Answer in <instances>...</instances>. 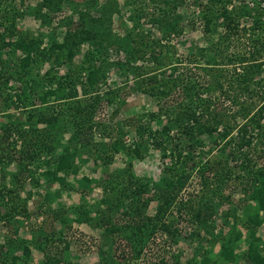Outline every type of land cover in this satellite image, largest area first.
I'll return each mask as SVG.
<instances>
[{
	"label": "trees",
	"instance_id": "obj_1",
	"mask_svg": "<svg viewBox=\"0 0 264 264\" xmlns=\"http://www.w3.org/2000/svg\"><path fill=\"white\" fill-rule=\"evenodd\" d=\"M150 1L167 4L148 20L158 30L159 38L140 29L142 12L133 17L137 22L131 29L122 34L114 31L106 21L107 17L112 21L105 8L109 2L103 4L98 16L85 13L86 17L78 15L77 21L67 18L62 39L51 38L46 45L14 24L0 28L1 178L14 185L13 193L27 187L28 196L34 193L41 199L36 207L46 217L45 221L50 220L49 230L43 229L44 225L36 226L32 246L42 252L43 264H84L67 260L71 240L64 226L73 221H95L108 234V244L101 251L102 264H136L125 261L145 253L159 232L171 244L176 243L179 230L166 218L176 205L181 213L184 209L183 217L195 222L205 237L215 242L219 235H214L213 216L218 209L214 199H218L217 203L226 199L221 184L232 163H236L237 177L243 180V194L264 212V164L258 166L257 160L249 155L253 142L259 145L264 142V0H191L199 9L189 20L191 25L199 20L205 33L218 28L220 34L207 46L189 44L181 53L177 52V46L168 43L182 30V15L176 12L178 0H170L171 5L169 0ZM46 2L59 9L63 0H43ZM85 4L88 9L92 6L89 2ZM180 4L190 6L186 0H180ZM37 14L44 20L47 17L41 8ZM85 18L88 20L84 21ZM120 25L123 28L122 21ZM108 49L114 54L122 52L125 59L113 62L114 65L126 71L125 75L135 74L137 78L126 91L138 90L156 98L158 108L127 117L126 131L119 124L121 127L111 142L95 147L93 133L105 123L95 120L99 107L102 102L107 106L124 102L121 94L126 93L118 87L106 86L102 90L110 65ZM76 54L81 55L80 64L75 63ZM139 59L149 65L135 64ZM45 62L51 66L43 76L31 74L35 64ZM62 67L64 73L58 74ZM12 78L18 84H8ZM68 100L72 102L64 110L51 107L52 102ZM118 111L116 106L112 116ZM66 133L68 137L64 136ZM127 134L133 136L131 147L126 143ZM17 142L19 149L14 147ZM147 142H152L164 159L170 157L162 167V175L151 186L150 180L141 179L130 170L132 160L142 157ZM203 142L213 144L212 148L202 151L195 161L191 154ZM179 144L183 147L178 148ZM212 150L214 154L204 159ZM122 151L129 157L123 172H105L103 178L82 174L70 179L78 171L76 159L79 164L86 163L87 153L95 163L101 161L106 167ZM193 173L206 187L196 200L200 202L197 206L190 203L189 197L186 200L180 197ZM1 187L0 203L6 205L4 200L10 188L5 183ZM94 187L102 190L97 202L89 204L82 198L77 205H63L61 198L65 191L76 189L87 194ZM151 201H156V205L153 213L148 214ZM236 207L234 215L239 206ZM17 213V206H10L4 212L5 220ZM246 217L249 242L244 258L249 264H264V251L258 248L255 230L261 220L250 214ZM196 233L199 235V231ZM234 234L235 244L233 239L222 240L224 236L220 239L218 255L226 264L239 259L236 250L242 233L234 231ZM115 236L124 243V248L117 245L118 241L115 245ZM52 239L63 244L55 253L46 245ZM16 247L22 256L7 254L5 260L9 258L10 264H20V258L31 255L27 241L18 242ZM2 248L0 243V251ZM156 260L150 264H167L163 255ZM206 260L204 256L198 264H205Z\"/></svg>",
	"mask_w": 264,
	"mask_h": 264
},
{
	"label": "rangeland",
	"instance_id": "obj_2",
	"mask_svg": "<svg viewBox=\"0 0 264 264\" xmlns=\"http://www.w3.org/2000/svg\"><path fill=\"white\" fill-rule=\"evenodd\" d=\"M170 1V0H169ZM190 6L180 4L178 0V6L176 12L182 15V20L180 22L182 30L179 33L180 35L176 37H171L168 43L170 46L178 48V53L182 51L185 52V48L189 44H194L198 46H207L217 38L220 34V29H215L212 33H205L201 22L196 20L197 23L191 25L189 20L191 17L196 15L198 12V6L192 4L191 0H186ZM91 3V8H86L85 3ZM109 5L105 6V3ZM105 4L107 9V14L111 13L112 21H109L107 17L106 21L109 23V26L115 31H118L119 34L124 33V30H129L132 28L131 25L135 24L137 20L133 17H136L138 14L142 15L139 19V27L146 34V31L149 30L152 32L154 38H159V33L156 28H153V25L148 22L149 18L158 12L159 8L165 7L167 4H164L162 1L152 2L150 0H63L60 5V8H56V5L52 3H43V0H0V28L8 27L11 24H14L19 30L27 33L29 36L38 37L41 41V45H46L49 40H61L67 22V18H70L72 21L78 20L79 16H84L85 13H89L90 16H98L100 9ZM173 4L170 1V5ZM41 8V13L45 14V20L41 15L37 14V9ZM88 9V10H87ZM88 20L85 18L84 21ZM123 22V28L120 26V22ZM106 23V24H107ZM123 36V35H122ZM148 36V35H147ZM146 41L149 44V36L146 37ZM163 40L161 43L163 44ZM152 46V45H151ZM84 48V46H83ZM82 50V47H81ZM175 50V49H174ZM108 61L110 65L106 69V83L103 85L102 90L106 86L110 88H116L120 90H129V86L133 84L134 80L137 79L135 74L125 75L126 71L121 70L117 64L114 65L113 62L117 63L125 59V56L122 52L114 54L112 49L107 50ZM14 57V56H13ZM148 57V53L144 55V58ZM81 55L76 54L75 63L80 64ZM144 59H139L135 61V64H143V66H148V61H143ZM143 62V63H142ZM151 64V63H150ZM11 66V64H10ZM51 66L50 62L40 63L32 67V73L40 76H43L44 72ZM65 71L64 67L59 69L58 74H63ZM264 74V72H263ZM76 75V74H75ZM82 79V78H81ZM17 79L12 78L9 80L8 84L14 86L18 84ZM7 84V85H8ZM79 88V95L83 93L81 91L82 87L79 83L77 85ZM122 89L120 91H122ZM121 96L124 98V102L118 103L112 106H107L102 102L99 107L98 113L95 117V120L104 121V127L95 129L93 133V141L95 147H101L103 144H108L111 142L112 137L115 136L118 129L121 127L119 124L123 125V130L126 131L127 127L124 124V120L133 115L145 114L147 111H153L158 108L157 99L148 96L147 94L138 91L131 90L129 93H122ZM118 100V99H117ZM71 100L68 101H59L52 102L51 107L55 109L64 110L67 104H71ZM118 106V113L115 116H112V111L115 107ZM20 116H24L23 111H19ZM64 117L67 118V113ZM2 114H0V123L2 119ZM65 137L69 136V133L64 135ZM126 143L130 146L133 142V136L127 134ZM19 143L17 142L14 146L16 149H19ZM187 142H182L185 144ZM206 143V144H205ZM179 144L178 148H182L183 145ZM213 144L209 142H203V145H199L195 148V151L191 154L196 161L201 156L202 151H206L208 147H211ZM253 147H250L249 155L257 160V165L264 164V142L259 145V142H253ZM131 147V146H130ZM212 148V147H211ZM210 148V149H211ZM93 151V149H92ZM91 153H94L92 152ZM215 150H212L209 155H204V159L208 156L211 157L214 154ZM259 152V153H258ZM175 152L172 151V154ZM89 160L86 163L79 164V160L76 159L78 165V171L75 175H71L70 179L74 177H80L82 174H89V176L96 178H103L105 172H123L126 167H128V154L127 152H120L114 155L113 161H111L109 166H106L101 162L97 161L96 163L90 158V155L87 153ZM170 157L165 159L162 157L160 152L152 146V142H147L146 146L142 149V157L134 158L132 160V165L130 170L135 174V176L141 179L150 180V186L154 180H157L162 175V167L168 161ZM200 161V160H199ZM239 162V161H238ZM235 164H230V169L226 172V176H223L225 180L222 181L223 194L226 199H222L220 203H217L214 199L216 206L218 207L216 213L213 216L214 223V235H219L215 242L208 236L205 237L204 231L200 230L196 223L187 217H183L184 213L179 211V207L176 205L169 211L167 214V219H171L173 225L179 230V235L177 237L176 243L171 244L169 239L166 238V235L159 236L161 232L157 234L155 242H149V245L145 248L146 252L143 253L139 258L132 259L129 257L127 262H135L136 264H150L151 262L157 261L159 256L163 255L167 260V264H190L189 262L196 261L203 262L204 256H207V260L204 261L205 264H215V260H218L219 264H226L220 261L218 252L221 247L222 241L220 240H229L235 238L234 231H239L242 233V237L238 240V247L236 252L239 254V259L234 264H245L247 260L244 258V254L247 251L249 238L247 237L248 230L246 229V220L247 215L257 216L261 223L257 224L255 227L256 237L259 238V250L264 251V212H262L257 206L250 201L247 196L243 194V181L241 177H237L235 170ZM14 172V170L12 171ZM2 168L0 169V189L2 185H7L9 192L5 196V204L0 203V243L3 244V248L0 251V264H10L9 258L5 260L7 254L21 255V250H19L16 245L18 242L27 241V244L31 247V255L28 257L23 256L18 262L21 264H43L44 256L41 251L32 245L35 242L37 235L36 226L44 225L48 229V224L50 220L45 221L46 217L39 213V209L36 207L40 202V198L37 195L28 196L27 190L29 188L23 187L18 188L13 193L12 183L5 178H1ZM198 176L193 173L191 177L187 180L185 187L180 193V197L183 200L190 198V203L195 204L199 195L202 192L206 191V187L202 185ZM212 183V180H210ZM35 190V189H34ZM75 190V191H74ZM72 192L65 191L62 195V203L64 206L77 205L81 202L82 198H85L84 201L87 203L97 202L101 195V187H94L91 192L84 194L76 189ZM7 198V199H6ZM8 201V203H7ZM200 202H197V206ZM188 203H186L187 205ZM156 201H151L148 206V214L153 213ZM235 205L238 208L236 214H233L235 210ZM10 206H17V216H11L8 220H5L4 212ZM235 213V212H234ZM182 214V215H181ZM247 214V215H246ZM29 215L27 218L25 216ZM2 216V218H1ZM238 220H234L236 218ZM186 218V219H185ZM45 219V220H44ZM237 221V222H236ZM56 228L60 227L59 223H56ZM65 227V232H67L68 239L71 240V245L68 251H66L67 258L70 256L68 262H81L84 264H102L101 251H105L106 244H108V234L103 230L101 225H97L95 221L92 222H69ZM234 228V229H233ZM199 231V235H197ZM43 234V233H42ZM56 236H54V239ZM46 243L47 248L55 253L62 249L63 244L53 241ZM121 248H124L123 242L120 241L118 236H115V245ZM58 247L56 248V246ZM112 251V250H111ZM172 254V255H171ZM22 256V255H21ZM174 256V257H172ZM25 258V259H24ZM120 258V257H118ZM115 258L114 260H122ZM2 259V260H1ZM249 264V263H246Z\"/></svg>",
	"mask_w": 264,
	"mask_h": 264
}]
</instances>
